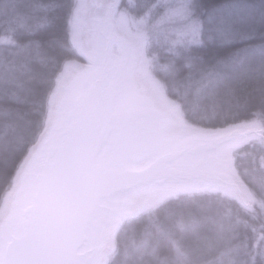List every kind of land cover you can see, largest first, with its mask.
I'll return each instance as SVG.
<instances>
[{"label": "trees", "instance_id": "trees-1", "mask_svg": "<svg viewBox=\"0 0 264 264\" xmlns=\"http://www.w3.org/2000/svg\"><path fill=\"white\" fill-rule=\"evenodd\" d=\"M75 2L0 0V202L43 132L58 74L81 59L71 42ZM184 2L195 25L172 39L155 29L166 0L122 1L149 28L148 54L167 94L199 127L264 126V0ZM234 158L253 208L221 194L173 197L123 224L108 264H264V139Z\"/></svg>", "mask_w": 264, "mask_h": 264}, {"label": "rangeland", "instance_id": "rangeland-1", "mask_svg": "<svg viewBox=\"0 0 264 264\" xmlns=\"http://www.w3.org/2000/svg\"><path fill=\"white\" fill-rule=\"evenodd\" d=\"M123 0H76L71 15V42L80 60L67 61L58 74L48 101L46 122L37 143L17 169L12 186L0 202V255L17 219L32 192L33 174L38 158L57 135L74 100L102 75L109 83L119 82L117 105L137 113L122 130V151L127 165L134 170L147 167L160 153L185 144L223 138L218 147L197 157L202 169L215 177L210 182H167L151 184L115 198L112 210L90 230L91 261L108 264L117 248V236L123 224L169 199L195 193L221 194L251 209L257 203L240 178L234 154L240 147L264 139V126L257 120L241 122L221 129H209L188 122L180 104L167 94L164 83L155 74L149 28L122 6ZM166 15L156 25V34L173 30L183 34L193 20L184 0H166ZM169 17L168 22L164 21ZM170 29H169V28ZM155 35V33H154ZM177 44V43H174Z\"/></svg>", "mask_w": 264, "mask_h": 264}, {"label": "water", "instance_id": "water-1", "mask_svg": "<svg viewBox=\"0 0 264 264\" xmlns=\"http://www.w3.org/2000/svg\"><path fill=\"white\" fill-rule=\"evenodd\" d=\"M119 82L97 79L74 100L34 169L32 192L0 255V264H90V230L115 198L151 184L210 182L197 157L224 139L185 144L134 170L122 151V130L137 113L117 105Z\"/></svg>", "mask_w": 264, "mask_h": 264}, {"label": "bare ground", "instance_id": "bare-ground-1", "mask_svg": "<svg viewBox=\"0 0 264 264\" xmlns=\"http://www.w3.org/2000/svg\"><path fill=\"white\" fill-rule=\"evenodd\" d=\"M92 264H98V263H97V261H96V260H94V261L92 262Z\"/></svg>", "mask_w": 264, "mask_h": 264}]
</instances>
